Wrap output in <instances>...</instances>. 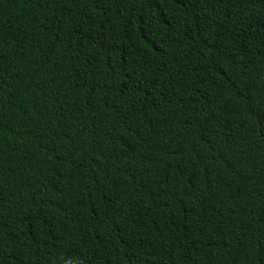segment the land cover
<instances>
[{
  "label": "trees",
  "instance_id": "1",
  "mask_svg": "<svg viewBox=\"0 0 264 264\" xmlns=\"http://www.w3.org/2000/svg\"><path fill=\"white\" fill-rule=\"evenodd\" d=\"M0 264H264V0H0Z\"/></svg>",
  "mask_w": 264,
  "mask_h": 264
}]
</instances>
